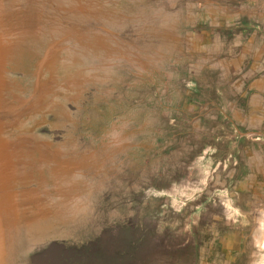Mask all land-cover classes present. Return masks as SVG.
Masks as SVG:
<instances>
[{
    "label": "rangeland",
    "instance_id": "obj_1",
    "mask_svg": "<svg viewBox=\"0 0 264 264\" xmlns=\"http://www.w3.org/2000/svg\"><path fill=\"white\" fill-rule=\"evenodd\" d=\"M212 1L20 0L9 69L48 128L34 163L69 264H264V198L240 188L254 159L238 148L264 152V135L228 129L241 80L221 38L246 27Z\"/></svg>",
    "mask_w": 264,
    "mask_h": 264
},
{
    "label": "bare ground",
    "instance_id": "obj_2",
    "mask_svg": "<svg viewBox=\"0 0 264 264\" xmlns=\"http://www.w3.org/2000/svg\"><path fill=\"white\" fill-rule=\"evenodd\" d=\"M14 91L17 107L0 105V115L12 118L10 126L0 128V198L12 204L6 225L16 242L14 264H60L62 235L34 171V154L47 153L42 143L46 136L34 141V103L19 102Z\"/></svg>",
    "mask_w": 264,
    "mask_h": 264
},
{
    "label": "crops",
    "instance_id": "obj_3",
    "mask_svg": "<svg viewBox=\"0 0 264 264\" xmlns=\"http://www.w3.org/2000/svg\"><path fill=\"white\" fill-rule=\"evenodd\" d=\"M262 6L259 4H250L247 1H242L238 5L236 0H225L224 2H218L213 0L209 4H204L202 8L210 13L211 16L220 14L223 22L229 21L235 25L246 27V29L240 31L241 36L234 38V35H223L220 40L225 42L232 51L238 52L236 59L238 63L236 67L240 74V86L238 85L236 92H240V99L237 102L238 110L233 112V115L229 116L228 123L230 124L228 129L232 132L239 134L240 130L246 126V129L258 130L260 135H264V2ZM244 10L242 14L234 12V9ZM234 8V9H232ZM257 8H261L262 11L253 12ZM232 11V12H230ZM253 12L249 15L247 12ZM210 16V17H211ZM228 25V24H227ZM209 37V36H208ZM218 41V37H214ZM225 40V41H224ZM209 42H211L209 37ZM215 42V41H214ZM220 42V43H222ZM238 50V51H237ZM208 54L210 50L206 51ZM235 67V66H234ZM248 94H242L244 92ZM246 95V96H245ZM243 97V98H242ZM235 107V105H231ZM209 120L216 121L215 117L211 116ZM227 131V130H226ZM240 150L244 153H248V156H252L254 160L251 162L242 164L241 170H249L243 176L246 180L240 182V188L249 192V195L253 198H264V152L260 149H251L249 153L247 148L239 146ZM259 156V157H257ZM254 164V165H253ZM249 181V182H248ZM259 181L260 186L257 188V193L253 194L251 191L256 187V182ZM250 184V185H249Z\"/></svg>",
    "mask_w": 264,
    "mask_h": 264
},
{
    "label": "water",
    "instance_id": "obj_4",
    "mask_svg": "<svg viewBox=\"0 0 264 264\" xmlns=\"http://www.w3.org/2000/svg\"><path fill=\"white\" fill-rule=\"evenodd\" d=\"M25 5L20 0H0V105L10 109L17 107L15 95H13L11 71L9 63L14 56L18 47L21 31L23 29V13ZM10 94V95H9ZM16 98V97H15ZM19 102H28L25 98L17 96ZM34 106V141L40 140L41 134L47 133L48 128L42 127V121L38 118V112ZM12 124V118L8 114L0 115V128L8 127ZM34 171L37 174L36 180L38 184L39 171L34 163ZM39 185V184H38ZM48 201L50 202L49 198ZM50 204H52L50 202ZM12 204L9 198H0V264H14L16 260V242L13 238V230L6 225V221L12 212ZM52 208H54L52 206ZM57 220L55 221L58 228L63 232L61 244L63 254L61 255L60 264H69L74 259L72 249L66 246V236L68 233L62 225L57 211ZM58 229V230H59Z\"/></svg>",
    "mask_w": 264,
    "mask_h": 264
},
{
    "label": "flooded vegetation",
    "instance_id": "obj_5",
    "mask_svg": "<svg viewBox=\"0 0 264 264\" xmlns=\"http://www.w3.org/2000/svg\"><path fill=\"white\" fill-rule=\"evenodd\" d=\"M16 55V54H15ZM14 61H15V56L12 58V62L14 63ZM13 63H12V66H11V71H12V74H13V71H14V65H13ZM12 79H13V81H12V84H13V86H14V89H15V94H18V92H17V90H16V87L15 86H17L18 85V81H17V79H16V77H15V75L13 74V76H12ZM4 111H6V109H4Z\"/></svg>",
    "mask_w": 264,
    "mask_h": 264
}]
</instances>
